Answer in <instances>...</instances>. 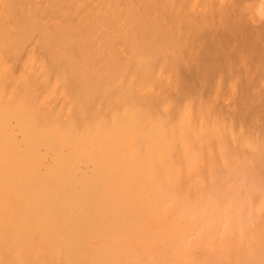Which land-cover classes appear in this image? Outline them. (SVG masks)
Masks as SVG:
<instances>
[{
  "label": "rangeland",
  "instance_id": "rangeland-1",
  "mask_svg": "<svg viewBox=\"0 0 264 264\" xmlns=\"http://www.w3.org/2000/svg\"><path fill=\"white\" fill-rule=\"evenodd\" d=\"M172 1L0 0L3 5H0V105L17 117H28L35 126L41 128L57 126L63 129L66 128L65 124L67 127L73 125L80 128L91 121L90 125L94 126L95 122L105 119V127L94 128L90 145L81 147L77 156L69 152L65 160L82 161L88 157L92 160L100 155L109 159L108 155L113 153L122 161V165L117 168L118 179L108 183L106 189L101 180H94V190L100 203L91 210L90 221L85 227H76L80 233L76 237L69 229L65 231L60 227L42 226L40 210L18 203L17 195H7L0 191V264H104L105 254H108L105 256L109 259L106 260L108 264H171V258L164 254L161 256L158 248L172 246L176 250L190 251L196 258H204L203 248H212L220 242L232 243L238 238L237 242L242 246L247 243L249 238L246 236L249 233L264 232V210L257 212L256 218L241 221L238 226L241 236L238 238H233L227 226L214 231L215 228L209 226V222L206 223L209 219L205 221L196 218V221L189 222V219L195 218L194 215H183L186 219H174L175 213V216L171 215L173 208L186 203L190 195L192 197V189L189 191V187L175 199V203L174 200L170 202L172 208L164 217L165 221H179L175 236L170 240L166 237L153 239L147 246L135 240L139 227L131 217L146 208L143 202L147 199L163 201L167 198L161 194L163 188L168 190L174 185V192L178 189V180L176 182L171 176L164 175L170 161L176 160L179 165L186 153L187 159L192 154L191 150L197 149L201 156L203 152L204 157L208 155L217 163L209 177L210 182H215L218 181L217 175L220 178L228 174L226 170L230 168L229 163L222 159L227 150L235 151L255 169L264 160V0H238L239 9L234 13L235 16L231 14L228 22L223 24L216 20V11L219 9L216 5L219 3L220 8H226L237 0H211V6L207 5L208 0H204L206 5H203V0H194L198 4L192 6L190 0ZM190 6H195L197 11L202 7L212 9L210 12L216 22L212 21L196 35L186 31L182 14L185 9L191 11ZM256 6L262 9V16L258 18H255ZM172 8L177 10V16L170 13L174 12ZM195 9L189 12L190 16L196 12ZM201 11L199 15L204 14ZM239 11L240 20L237 18ZM198 13L193 17L199 18ZM134 34L138 37L134 38ZM159 44L161 48H155ZM139 82L143 83L145 90ZM43 103L45 106L41 107ZM58 109L61 113L68 110L65 112L69 115H59ZM178 113L179 120L176 116ZM199 114L205 120L200 119ZM190 119L194 125L199 122V126L196 125L198 128L193 123V126L190 125ZM68 135L59 140L48 135V139L41 142L67 152L70 141ZM200 135L210 136L209 144L205 143L207 137L204 139ZM197 137L201 141L196 140ZM194 143L197 144L196 148ZM221 143L224 145L221 146ZM205 145L208 147H203ZM185 149L191 151V154ZM177 151H181L183 157L175 153ZM71 173L78 181V175ZM242 177L238 174L235 181L241 182ZM160 185H166V188ZM173 189H170L171 193ZM55 192L62 194L63 184L59 183ZM239 193L245 195L246 190L241 187ZM198 198L202 199V196ZM129 208L136 211L139 208V213H131L134 210ZM127 223L131 226L128 229ZM123 227L128 230L126 233L125 229H121ZM152 227L150 223L140 229L149 231L151 228V231ZM117 235L123 237V242L113 245L116 251L104 252L103 248L111 246ZM254 238L259 247L264 244V235ZM57 247L60 251L55 250ZM254 260L255 264H264V257L255 256ZM217 264L233 263L229 258L221 257Z\"/></svg>",
  "mask_w": 264,
  "mask_h": 264
},
{
  "label": "bare ground",
  "instance_id": "bare-ground-1",
  "mask_svg": "<svg viewBox=\"0 0 264 264\" xmlns=\"http://www.w3.org/2000/svg\"><path fill=\"white\" fill-rule=\"evenodd\" d=\"M193 1L194 0H192V1L190 0V2L193 3V4H191V6L196 4V1H194L195 3ZM215 1L217 2V0H215ZM165 2H166V0H164V3ZM208 2H209V0H208ZM208 2H207V5L211 6L212 1L210 2V4ZM213 2H214V0H213ZM203 3H205V1ZM257 3H259V1ZM170 4H171V1H170ZM0 5H2V3ZM173 5L174 4H172V6ZM181 5H182V3H181ZM203 5H206V3ZM227 5L229 6V4H227ZM258 5H261V4H258ZM188 6H187V8H189ZM216 6L219 8L217 11L215 10L217 15H218L216 20L219 21L220 24H221V22H222V24H223V22H228L227 20H229V18L231 17V14H233L235 16L234 13L238 11L237 9H239L238 0L235 2V4L233 3L232 6H229V7L225 6L226 8H224V7L220 8L219 3ZM220 6H222V5H220ZM257 6L255 7V18L262 16V12H261L262 9L257 7ZM193 7L190 8V9H192L191 11H188L186 9L183 11L184 13L182 14V16H183L184 20L183 19L182 20L184 21L183 24L187 28L186 31H189L190 33L196 35V33H198V31L201 30L203 27L210 25L212 21L213 22H216V21H214V19H213L214 17H212L213 15H211L212 9L206 10L207 7H205V8L202 7V9H200V11L203 10V8H204V10H203L204 12L201 11L204 14L199 15L198 12H200V11L199 10L197 11L195 9L196 8L195 6H193ZM208 8H210V7L208 6ZM194 9L196 10V12H194V14L198 13L199 18H194L195 15L193 13H191V15L193 14L194 17H193V15L190 16L189 12H193ZM197 9H199V7ZM205 10H206V12H205ZM173 11H174V9H173ZM215 11H214V13H215ZM170 13L174 16L178 15L177 10L174 12H170ZM133 15L135 16V12H133ZM214 16H215V14H214ZM146 18L148 19V17H146ZM166 18H168V17H166ZM237 18H238V20L241 19L240 11L237 14ZM131 20L133 21L134 19H131ZM136 23L138 24V22H136ZM239 25L240 24H238V26ZM157 27H160V26H157ZM215 29H217V28H215ZM163 31H161V32H163ZM240 34H241V32H240ZM125 35H128V34H125ZM135 37H138V36L137 35L135 36V34H134V38ZM219 38H221V37H219ZM212 41H214V40H212ZM216 43H217V41H216ZM164 44H167V43L165 42ZM170 44H169V46H170ZM136 46H135V48H136ZM155 48H157V49L161 48V44L157 45ZM202 48H204V46ZM153 49H154V46H153ZM205 52H206V50H205ZM141 53H142V51H141ZM28 55H29V53H28ZM132 59L133 58L131 57V60ZM144 60L145 59L143 58V61ZM143 66H145V65H143ZM38 69H40V68L38 67ZM19 75H20V73H19ZM18 77L20 78V76H18ZM21 79H22V77H21ZM164 79H165V77H164ZM7 80H8V78H7ZM16 80H15V82H17ZM121 82H122V80H121ZM142 84L140 83V85H142ZM137 87H140V86L138 85ZM141 87H142V89H144L143 85ZM145 87H150V86H145ZM137 89H139V88H137ZM141 92L147 93L149 91L146 92V91L141 90ZM150 93H152V92H150ZM7 100H9V97ZM10 100H11V98H10ZM40 101H41V99H40ZM225 101H227V100H225ZM112 103H114V102H112ZM0 104H1V102H0ZM120 104H121V102H120ZM40 106L42 107L45 105L43 103V104H40ZM46 107H48V106H46ZM68 107H69V105L67 106L66 109H68ZM104 108H106V107H104ZM104 108H103V110H104ZM60 109L63 110L62 108H60ZM41 110L42 109H40L39 112H41ZM70 110L71 109H69V111ZM47 111H49V109H47ZM65 111H68V110H65ZM65 111L62 112V113H64V114H62L61 112H59V109H58L59 115L64 116V117H65V113H67ZM180 112L183 114L182 111H180ZM179 113L176 115L177 118H178ZM55 114H57V112ZM181 115H180V117H181ZM202 118L203 117L201 116L200 119H202ZM37 119H39V118H37ZM178 120H179V118H178ZM51 121H53V120H51ZM175 121L176 120H174V122ZM185 121H187V120H185ZM91 122H93V121H91ZM104 122H105V119H100L98 122L94 123L95 124L94 126H92V125H90V123H88V124L82 125L80 128L74 127L73 125L69 126V127H71V128H69V127H67V124H65L67 129L66 128L62 129L61 127H57V126L52 127V128L51 127L50 128H41V127L35 126L34 123L28 117H21V118L17 117V115H15V113L8 112L6 109H4L0 105V191L3 192L4 194H7V195L8 194L9 195H17L19 197V199H17L18 203L23 204L24 206H28L29 208H37V210H40L42 212V217L40 220V223L42 224V226L60 227L61 229L63 228V230H65V231L69 229V231H72L74 233L75 237L79 236L80 233H78L76 231V227H78L79 229H80V226L84 228L85 225L90 221L91 210H93L95 207H97L98 206L97 204L100 203L98 200L97 193L94 190V188L96 187L95 186L96 181H94V180L96 178H97V181L101 180L103 182L102 185H103L104 189H106L108 187V183L113 182L115 179H118L117 178V173H118L117 168H119L122 165V163H121L122 161H121V159H119L118 156L114 155L113 153H111V155H108V157H110L109 159L106 158L107 156H103V155L102 156L100 155V156H98V158H95L92 160H90V157H88L87 159H84V160H82L83 159L82 158L81 159L82 161H80V160L72 161V160H67V159L65 160V158L68 157L69 152L73 153V154H75V156H77L80 153L79 151H81V147H84V145H86V144L90 145V138L93 135V132L95 131L94 128L96 129L98 127H101V128L105 127ZM190 122H191V119H190ZM177 123H178V121H177ZM192 123L193 122H191L190 125H192ZM196 123H197V121H196ZM198 123L196 125L199 126ZM201 123H202V121H201ZM125 124H126V122H125ZM186 124L188 125L187 122H186ZM205 124L206 123H204L203 126H205ZM224 124H225V126H227L226 123H224ZM52 125H54V124H52ZM107 125H109V124L107 123ZM193 125H194V123H193ZM196 125H194V126H196ZM218 127L219 126L217 125V129H218ZM228 128H229V126H228ZM64 129H66V130H64ZM63 130L66 134L69 133L68 138H70L69 139L70 141H69L68 146L66 148L67 152H64L65 150L64 151L63 150H57L53 146H50L48 143L45 144V143L41 142L43 139H48V138H46V137H48V135H50L54 139H58V140L63 138V136L66 135V134H64ZM206 130H207V128H206ZM119 133H121V132H119ZM130 135H132V134H130ZM188 136L189 137L191 136V138H192V135L188 134ZM202 136L204 139H205V137H207V135L206 136L202 135ZM256 137L257 136H255V138L253 137V140L256 139ZM209 138H210V136L206 138L207 142H205V141H203V142L208 143L210 141V140H208ZM113 139H114V137H113ZM198 139L200 140V137L199 138L197 137L196 140H198ZM214 139H215V136H214ZM136 140L137 139H135V141ZM255 141L256 140H254V142ZM203 142H201V143H203ZM257 142H258V140H257ZM216 143H217V140H216ZM134 144H136V142ZM190 144L191 143H189L188 146ZM196 145L197 144H195L194 147ZM223 145L224 144H222L221 146H223ZM226 145L228 146V144H226ZM168 146H169V148H171V144H169ZM206 146L207 145H205L203 147H206ZM227 146H225V147H227ZM113 147H115V146H113ZM198 147H199V145H198ZM211 147H212V144H211ZM189 148H191V147H189ZM228 148L229 147H227V149ZM182 149L184 150V148H182ZM204 149L206 150V148H204ZM147 150H149V149H147ZM175 150H176V147H175ZM183 150H181V151H183ZM185 150L187 151L188 149H185ZM194 150H191L192 154H191V151L188 150L191 155L188 156L189 158H187V159L185 157V155H187V153L184 155V157H185L184 158L183 155H181V151L175 152V153H179L180 157L181 156L183 157L182 158L183 162H182V160H180L179 165H178V162L176 160L170 161V163L168 162L169 164L167 166L166 171L164 172L165 173L164 175L165 176H167V175L171 176L172 178L175 179L176 182L178 180V182H177L178 184L176 183L178 186L177 187L178 189H175V192L173 189L175 187L174 185H172L173 186L172 188L168 189L169 190V192H168L167 189L163 188V187L166 188V185L162 186V185H164V183H163L162 185H160L163 188L161 190V194H164L167 197V198H165L162 195V197L165 198L163 201L159 200V202H155V201H152L153 199L152 200L147 199L146 201L143 200V201H145V203L143 202V204H146L147 206L145 205L146 206L145 209H144V207H142L144 209L143 211H139L138 210L139 208H136L137 211H139L140 213L137 212L134 208L133 209L129 208V210H131V211L134 210L131 213H133V212H134V214H135V212L139 213L136 215L133 214L134 216L131 217V219L133 218L134 223L137 225V227H139V229L137 231L138 233L135 237L136 241L142 242L143 245L147 246L153 239L159 240L163 237L164 238L166 237L170 240V238L172 236H175L177 233L175 228L178 226L179 221L177 219L178 222H176L174 219L179 218V217L183 218L184 217L183 215H185L186 217H188V216L191 217L190 215L195 216L194 219H192V218L189 219V222H191V220H193V222H194V220L196 218H199L200 220H205V221L207 219H209L206 223L209 222L208 223L209 226L215 228L214 231H217L216 228L221 229V227L227 226L228 228L231 229L230 231H232L233 238H238L241 236L239 234L240 232H238V228L240 227V223H242L241 221L242 220H244V221L248 220L252 217L256 218V217H258V215L256 216V213L264 210V160L261 162V164H259L258 168L255 169L251 166V164L249 162L246 161V159L240 158L239 155L235 151L227 150L226 152H224L223 158L220 157V160L222 158L225 161H227V163H229V166L228 165L227 166L230 168H228L226 170V171H228V174H225L224 176L222 175V176H220V178L218 177L219 175H217L218 181L210 182L209 181L210 174H211V172H214L215 166L217 163L213 162L215 160H213L210 156H208L206 154V151H204L203 149L202 150L205 152V155H207L206 157H204L203 152H202L203 156H201L200 151H199L200 152V154H199L197 152V149H196V151H194ZM211 150L213 151V149H211ZM214 150H216V149H214ZM219 150H221V149L219 148ZM186 151H184V153ZM220 154H221V152H220ZM215 155L213 156V154H212V157H215ZM172 157H174V155H172L171 158ZM215 159H217V158H215ZM220 160H218V162ZM166 165H167V163H166ZM71 172H74V174L78 175V177H79L78 181H76L74 176H72L73 174ZM159 173H161V171ZM238 174H241V176H243L242 177L243 179L241 182L237 183V181H235V178ZM162 175H163V173H162ZM121 177L125 178L122 175H121ZM163 179L164 178H162V181H163ZM59 183L63 184V193L62 194H57L55 192ZM121 183H124V182L121 181ZM114 185H116V183ZM168 187H171V186H168ZM241 187H243L246 190L245 195H240L239 190ZM186 188H189V191L192 189L191 190L192 192L190 191V193H192V197H190L191 196L190 195L189 200H188V198H187L188 201L185 199V202L186 201L187 202L184 204L182 203L180 206L179 205H176L175 207L173 206L174 212H172L173 214H171V215H174V213H175V215L177 216V217L175 215H174L175 217L173 216L174 217L173 220L175 222L174 221H172V222L171 221H165L164 217H165L167 211L170 210V207L172 208V206H170V204H171L170 202H173V200H174V203H175L176 202L175 199L177 200V197L180 196ZM170 189H173L172 190L173 193H171ZM153 190H155V188ZM189 191H187V192H189ZM201 192L203 193L204 197H203ZM98 194L101 195L100 192H98ZM197 194H200L202 196V199L198 198L200 195H197ZM155 195L157 196V194H155ZM155 195H153V196H155ZM147 197H148V194H147ZM150 197H152V194ZM158 197H160V196H158ZM149 200H150V203L148 202V204H147V201H149ZM135 201H138V200H135ZM157 201H158V198H157ZM181 202H184V201H181ZM135 204L138 205L139 203L135 202ZM105 207H107V205ZM20 212L21 211H19V213ZM126 217H128V216L126 215ZM148 219H151V221H148ZM169 220H172V218ZM0 221H1V219H0ZM27 221H28V219H27ZM244 221H243V223H244ZM260 221H262V220H260ZM197 222H199V220ZM150 223L153 226L152 227L153 230L150 231L151 228L149 229V231L145 230V229H142V230L140 229V228H143L144 226H146L147 224L149 225ZM246 223H247V221H246ZM130 224H132L131 220H130ZM119 225H120V223H119ZM136 225H135V227H136ZM30 226H33V225H30ZM129 226L130 225L128 224V226H126V229H128ZM132 226L134 227L133 224H132ZM258 226H259V224H258ZM108 227H110V226L108 225ZM116 228H118V227H116ZM112 229H114V228H112ZM112 229L110 228V230H112ZM121 229H125V228L123 227ZM126 229H125V233L128 231ZM131 229L132 228H130V232H131ZM179 229H180V226L177 230H179ZM97 230H98V228H97ZM103 230H105V229H103ZM117 230L118 229H116L114 231H117ZM203 230H204V228H203ZM210 232H208V233H210ZM90 234H92V233H90ZM214 234H218V233H214ZM120 235H121V233H120ZM262 235H264V232H260V233L251 232V233H249L248 236H246V234H245L244 236H246V238H249V239H248L247 243L245 245L242 244V246H240L238 244L239 242H237V240L239 241V238L236 241L234 240L232 243H228V244H224L223 242H220L221 240H218V242H220V243L217 246H213L212 248H209L210 246L203 248L204 249V258H196L192 255V253L190 251L185 252L182 250H176L172 246H168L165 248H158V252L161 253V256H162V254L168 255L171 258V264H179V263H184V264H217L218 260L221 257L229 258V260L233 264H255V261H256V260H254L255 256L264 257V244L260 245V247H259L257 245V243H255V241H257V240H255L254 237H260ZM103 236H104V234H103ZM85 239H87V238H85ZM176 239H178V238L176 237ZM2 240H4V239H2ZM26 241H27V239H26ZM224 241H226V240H224ZM112 242H113V244L111 246H108V247L105 246L103 248L104 252L111 253L113 251H116V247L113 245H115L116 243L123 242V237L117 235V237L114 238L112 240ZM6 244L9 245V243H6ZM43 244H44V242H42L41 245H43ZM81 244H82V241H81ZM24 245L25 244L23 242V246ZM184 245H185V243H184ZM26 246H27V243H26ZM27 248H28V246H27ZM29 250H30V248H29ZM55 250L60 251V248L57 247ZM101 251H102V249H101ZM139 251H140V248H139ZM106 255H108V254H105V256ZM123 255H125V254H123ZM105 256H104V258L107 260L108 257H105ZM118 257H119V255H118ZM98 258H99V256H98ZM29 259H30V257H29ZM106 260H105L104 264H108L107 261L109 259L107 261ZM101 261H102V259H101ZM151 264H152V262H151Z\"/></svg>",
  "mask_w": 264,
  "mask_h": 264
}]
</instances>
